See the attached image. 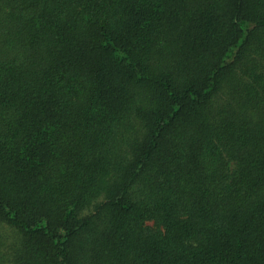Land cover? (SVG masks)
<instances>
[{"label":"trees","instance_id":"obj_1","mask_svg":"<svg viewBox=\"0 0 264 264\" xmlns=\"http://www.w3.org/2000/svg\"><path fill=\"white\" fill-rule=\"evenodd\" d=\"M0 264H264V0H0Z\"/></svg>","mask_w":264,"mask_h":264}]
</instances>
